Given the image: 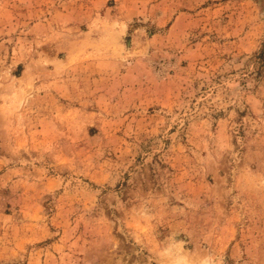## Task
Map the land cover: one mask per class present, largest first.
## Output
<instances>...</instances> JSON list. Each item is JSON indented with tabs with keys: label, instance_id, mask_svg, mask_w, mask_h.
Returning <instances> with one entry per match:
<instances>
[{
	"label": "rangeland",
	"instance_id": "1",
	"mask_svg": "<svg viewBox=\"0 0 264 264\" xmlns=\"http://www.w3.org/2000/svg\"><path fill=\"white\" fill-rule=\"evenodd\" d=\"M0 264H264V0H0Z\"/></svg>",
	"mask_w": 264,
	"mask_h": 264
}]
</instances>
